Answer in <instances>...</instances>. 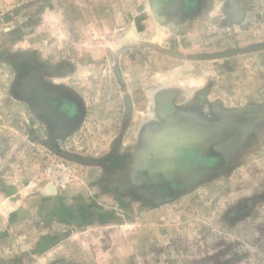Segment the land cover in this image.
<instances>
[{"label": "rangeland", "instance_id": "374dc122", "mask_svg": "<svg viewBox=\"0 0 264 264\" xmlns=\"http://www.w3.org/2000/svg\"><path fill=\"white\" fill-rule=\"evenodd\" d=\"M0 264H264V0H0Z\"/></svg>", "mask_w": 264, "mask_h": 264}, {"label": "flooded vegetation", "instance_id": "af4514ba", "mask_svg": "<svg viewBox=\"0 0 264 264\" xmlns=\"http://www.w3.org/2000/svg\"><path fill=\"white\" fill-rule=\"evenodd\" d=\"M158 1L164 5H169L170 1H173V0H158ZM183 2L191 5L189 0H185ZM48 102L55 110H57L59 116L62 117L66 121L72 120L78 114V106L75 101L73 102L66 98H62V99L56 98L52 100L49 99ZM194 160H196L195 157H193V160H190V159L187 160V163H186L187 166L193 165ZM208 160H214V159L208 158ZM205 162L207 163L208 161H206V159L204 158H200L197 156V161H196L197 164H200V163L205 164Z\"/></svg>", "mask_w": 264, "mask_h": 264}, {"label": "crops", "instance_id": "0c3cea01", "mask_svg": "<svg viewBox=\"0 0 264 264\" xmlns=\"http://www.w3.org/2000/svg\"><path fill=\"white\" fill-rule=\"evenodd\" d=\"M182 1H185V0H182ZM189 1L191 2V4L198 3L200 5L201 3L205 4V2H207L208 0H189ZM39 94H41V95L35 96V100H37V102H39V101L44 102L45 101L46 103H48V107H46V105H45V107H42V110L47 115V117H49L51 119V121L54 125L64 127L68 124L72 125V123H70V121H72L74 119H78L79 114H77V116H75L72 120H69V121L64 120L62 117L59 116L57 110H55L54 108H53V110L51 109V105L48 102L49 99L47 98V95H49V93H46V92L40 90ZM50 95H52V96H50V97H52L51 99H53V96L54 97L56 96L55 94H51V93H50ZM60 99H62V98H60ZM66 99H68V98H66ZM69 100H71V99H69ZM71 101L74 102V100H71Z\"/></svg>", "mask_w": 264, "mask_h": 264}, {"label": "water", "instance_id": "95a60500", "mask_svg": "<svg viewBox=\"0 0 264 264\" xmlns=\"http://www.w3.org/2000/svg\"><path fill=\"white\" fill-rule=\"evenodd\" d=\"M78 119H74V120H72V121H70V122H76ZM168 168L170 167V168H173L172 167V165H170V164H167L166 165ZM164 167V166H163ZM167 167H165V168H167ZM200 171V170H199ZM164 177H166L165 175H164Z\"/></svg>", "mask_w": 264, "mask_h": 264}]
</instances>
